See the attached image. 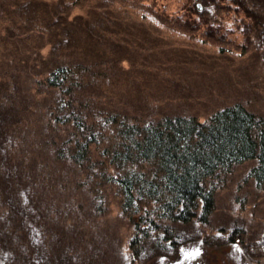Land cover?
<instances>
[{
  "label": "rangeland",
  "instance_id": "374dc122",
  "mask_svg": "<svg viewBox=\"0 0 264 264\" xmlns=\"http://www.w3.org/2000/svg\"><path fill=\"white\" fill-rule=\"evenodd\" d=\"M94 2L69 10L71 0H0V264H126L117 252L101 250L107 221L94 222L85 202L70 216L67 190L61 198L49 185L60 166L42 153V101L26 76L45 70L53 55L90 68L81 94L92 105L141 121L183 112L203 116L235 100L264 112L262 46L240 53L237 37V51L231 44L218 55L210 45L113 13L109 23L91 22L98 17ZM165 2L168 8L179 3ZM27 134L33 145L26 154L6 149L9 137L20 142ZM253 164H244L246 170ZM241 170L224 180L206 225H177L178 249L150 242L140 263L262 264L264 196ZM234 228L242 230V242H229Z\"/></svg>",
  "mask_w": 264,
  "mask_h": 264
},
{
  "label": "trees",
  "instance_id": "16d2710c",
  "mask_svg": "<svg viewBox=\"0 0 264 264\" xmlns=\"http://www.w3.org/2000/svg\"><path fill=\"white\" fill-rule=\"evenodd\" d=\"M71 1L69 10L91 0ZM94 1L98 17L91 22L109 23L113 13L210 45L218 55L231 44L237 51V37L243 39L240 53L252 44L264 48V0H176L173 8L165 0ZM89 72L82 61L53 55L45 70L26 77L29 90L42 101V153L60 166L55 165L60 176L50 177L49 185L61 198L67 190L64 208L70 204V216L85 202L94 222L107 221L101 250L117 252L126 264H141L150 242L177 250L176 226L206 225L219 188L238 168L264 196V112L235 100L203 116L183 112L141 121L101 110L83 97ZM32 135L20 142L9 137L6 149L26 154ZM249 162L254 164L246 170ZM228 239L242 242V230L234 228ZM262 250L264 264V236Z\"/></svg>",
  "mask_w": 264,
  "mask_h": 264
}]
</instances>
